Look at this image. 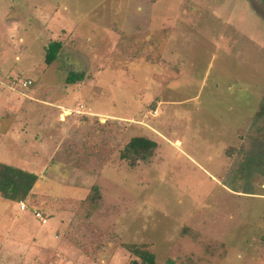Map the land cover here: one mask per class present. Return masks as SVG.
Listing matches in <instances>:
<instances>
[{
	"label": "rangeland",
	"instance_id": "1",
	"mask_svg": "<svg viewBox=\"0 0 264 264\" xmlns=\"http://www.w3.org/2000/svg\"><path fill=\"white\" fill-rule=\"evenodd\" d=\"M262 101L264 0H0V264H264Z\"/></svg>",
	"mask_w": 264,
	"mask_h": 264
},
{
	"label": "trees",
	"instance_id": "2",
	"mask_svg": "<svg viewBox=\"0 0 264 264\" xmlns=\"http://www.w3.org/2000/svg\"><path fill=\"white\" fill-rule=\"evenodd\" d=\"M60 47L61 43L57 40L50 41L44 46L43 63L45 65H50L55 60ZM82 76V73L69 71L66 74L64 81L67 84H73L77 81H80ZM262 103H264V101H262ZM261 112L263 113L264 109L261 110ZM154 147L155 143L149 139L144 137H132L126 143L123 152L119 155V157L121 159H126L128 157L137 156L142 160L145 158V156L150 154ZM257 150L262 151L259 149ZM255 153L257 154L256 150L253 152V154ZM253 154L252 158H254ZM37 178L38 177L31 172L0 163V197L11 202L24 203L29 192L36 183ZM93 190L96 191L95 189ZM123 247L125 250L134 254L135 256H140V258L146 263L152 264V256L147 252H139L131 245H125ZM169 264L172 263L170 262Z\"/></svg>",
	"mask_w": 264,
	"mask_h": 264
},
{
	"label": "crops",
	"instance_id": "3",
	"mask_svg": "<svg viewBox=\"0 0 264 264\" xmlns=\"http://www.w3.org/2000/svg\"><path fill=\"white\" fill-rule=\"evenodd\" d=\"M23 170V169H22ZM26 171V170H25ZM28 172V171H27ZM38 180V179H37ZM37 182V181H36ZM36 184V183H35ZM232 192L233 193H235V194H240V195H238V196H241V197H250V198H257L256 196L257 195H254L253 193L251 194V193H245V192H240V191H234V190H232ZM257 199H259V198H257ZM24 203H26V200L24 201ZM18 204H20V203H18ZM23 204V203H22ZM18 210H20V211H22V210H25V206H24V208L23 209H19V206H18ZM38 212V211H37ZM42 215V214H41ZM42 217H43V215H42ZM35 218V217H34ZM263 218H264V213L263 214H260V220H263ZM39 222V221H38ZM45 222V221H44ZM44 222H42V224L44 223ZM261 222V221H260ZM39 223H41V222H39ZM261 224H262V222H261ZM41 250H43L42 248H41Z\"/></svg>",
	"mask_w": 264,
	"mask_h": 264
},
{
	"label": "built area",
	"instance_id": "4",
	"mask_svg": "<svg viewBox=\"0 0 264 264\" xmlns=\"http://www.w3.org/2000/svg\"><path fill=\"white\" fill-rule=\"evenodd\" d=\"M29 82H27L26 84H28ZM23 86L25 85V83L22 84ZM264 198V196H263ZM24 205L22 203L19 204V209H23ZM33 216L39 221V222H44V218L42 217V215L37 212V211H33Z\"/></svg>",
	"mask_w": 264,
	"mask_h": 264
}]
</instances>
